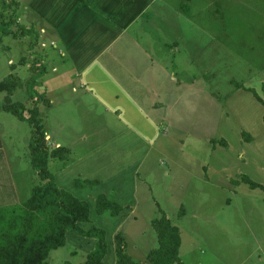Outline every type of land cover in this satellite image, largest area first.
I'll use <instances>...</instances> for the list:
<instances>
[{"label": "rangeland", "instance_id": "374dc122", "mask_svg": "<svg viewBox=\"0 0 264 264\" xmlns=\"http://www.w3.org/2000/svg\"><path fill=\"white\" fill-rule=\"evenodd\" d=\"M26 4L27 0H0V23L10 25L14 32L3 36L0 31V83L10 75L20 77L24 83L29 81L27 87H18L12 96L14 103L27 107L25 116L29 117L40 97L37 94L43 96V89L32 82L54 78L74 67V61L69 49L52 37L53 30L41 33L40 14L39 18L27 11ZM154 7L155 21L147 23L144 18L125 33L121 29L112 50L119 52L121 60L125 50L137 56L142 49L139 46L151 54L155 98L162 105L154 112L151 99L146 101L147 90L135 98L149 122L162 111L166 118V122H153L155 129H160L157 137L155 131L147 130L153 147L134 179H130L137 186V198L142 200L134 214L133 203L131 209L124 208V215L116 217L99 214L96 205L87 201L90 221L81 227L88 230L95 226L106 231L107 264L116 261L119 232L126 252L136 262L144 263L158 247L152 220L162 210L180 229L183 264H264V189H252L242 181L247 176L264 186V106L254 96L255 93L264 100V0H156ZM163 43L173 47L163 46L156 53L155 46ZM135 44L139 46L134 48ZM206 50L210 54L202 56ZM146 55L145 51L140 54ZM99 63L124 73L123 62L110 55L101 56ZM237 84L243 89L237 91ZM69 87L66 82L63 87L48 84L47 103L40 101L39 108L46 132L51 131L55 141L72 148V161L87 151H95L96 144L112 138L115 132L124 133L126 128L120 120L121 111L116 114L107 102L85 93L84 100H73L66 91ZM5 97L6 93L0 92V183L6 186L5 195L12 199H4L1 204L19 206L42 181L30 159L31 124L3 110ZM79 103L86 108L78 110ZM243 133L254 138L247 142ZM214 139H224L227 146L214 145ZM61 162H50L55 176ZM207 164L209 178L205 183L196 180L182 188L178 175L185 165L204 174L203 166ZM218 164L231 177L217 172ZM91 167L95 169L89 158L76 170ZM166 173L170 176L166 177ZM232 177L240 184L231 183ZM114 179L119 187L128 183L123 175ZM72 187L73 184L62 188L85 200L87 187L76 185L71 191ZM95 243L96 239L68 232L66 244L50 252L48 264H84Z\"/></svg>", "mask_w": 264, "mask_h": 264}, {"label": "crops", "instance_id": "0c3cea01", "mask_svg": "<svg viewBox=\"0 0 264 264\" xmlns=\"http://www.w3.org/2000/svg\"><path fill=\"white\" fill-rule=\"evenodd\" d=\"M28 1L25 7L27 11H33L38 17L40 14V20L43 22L41 33L53 30L51 32L52 37L57 38L58 42H62L65 49H69L74 61V63L72 62L74 67L65 70L61 74H56L54 78L46 80L47 82L41 79L42 83L39 88L40 90L43 89V96L46 97L45 94L49 92L46 91L48 84L53 87H63L66 82L71 86L66 91L70 93L73 100H84L83 94L85 93L97 97L103 103L107 102L113 107L116 114L121 111L120 120L124 122L126 128L124 133L121 131L115 132L112 138L108 137L96 144L97 147L95 148L98 149L95 151H87L83 157L77 160L71 161V157H69L66 162L58 163L61 165L58 166L57 175H54L56 183L61 189H64L62 188L63 185H70L71 187V184H73V187L70 188L73 191L78 180L99 181L97 185L87 186L86 202L92 201L96 205L97 196L104 194L123 208L118 216L124 215V208L131 209L130 205L133 203L134 209H131V213L134 214L135 208L139 206L142 199L137 198V186H133L130 179H134L148 152L153 147V141L151 137L147 136V130L155 131V137H157L156 132L160 129L158 126L155 129L153 122L156 123L160 119L166 122V118L162 117L164 113L162 111L158 116H153V120L149 122V116L139 111V104L141 103L135 98L147 90L146 101L151 99L149 103L152 110L157 112V107L162 105L161 101L155 98L156 79L153 72L154 61L150 58L151 54L147 50H142L143 47L135 44L134 48L137 46L142 48L137 51L138 55H132L131 50H125L122 52L121 60L119 52L112 50L121 35L119 34L121 29H124L125 33L131 25L134 23L140 24V21L144 18L147 23L155 21L153 17H155L154 6L156 0H31L29 3ZM177 13L180 14L179 11ZM25 16L29 19L26 14ZM163 46L173 47L172 44L163 43L155 46L156 53L158 49H163ZM144 51L147 55L145 57L140 56ZM104 54L106 56L110 55L117 62H123L124 73L115 72L111 68L100 64L99 59ZM207 54H210L208 50L202 56ZM9 63H13V61L10 60ZM95 65H99V67L94 69L93 66ZM147 68L148 76L146 75ZM53 71L58 73L57 68H53ZM74 78L76 80L75 84ZM242 89H237V91ZM51 101L54 102V100ZM67 101L69 102V99ZM69 103L71 104V102ZM77 108L83 110L86 107L84 104L79 103ZM79 112L81 113V111ZM46 134L52 146L66 147L70 149L71 153L73 152L72 148L64 145V142L55 141L51 131H47ZM97 152L99 154L96 157H91ZM89 158L93 161L95 169L91 167L86 170H76L77 168L80 169L85 164V160ZM203 168L205 170L204 174L200 171H193L185 165L183 172L180 174L181 176L178 175V182L182 184V188L188 183L193 184L196 180L205 183V178H209L207 173L208 164L204 165ZM216 171L231 177L228 170H224L219 164ZM120 175L126 176L128 180V183L121 187L114 179V177ZM165 176L169 177L170 173H166ZM233 181L237 182L238 180L233 178L231 183ZM231 183L229 182L231 188H233ZM195 184L197 185V182ZM118 187L120 189H117ZM5 188L6 186L0 183V207L11 204V202L1 204L4 199L8 201L12 199V197L5 195ZM146 194L150 196L151 193L147 192ZM123 197L126 198L124 201H122ZM14 199L16 200L15 197ZM155 204H159L156 199ZM104 213L112 216L110 211ZM81 225L83 226L82 223ZM114 264H116V261ZM139 264H147V262L144 261V263Z\"/></svg>", "mask_w": 264, "mask_h": 264}, {"label": "trees", "instance_id": "16d2710c", "mask_svg": "<svg viewBox=\"0 0 264 264\" xmlns=\"http://www.w3.org/2000/svg\"><path fill=\"white\" fill-rule=\"evenodd\" d=\"M0 31L3 36L14 33L10 25L2 22ZM25 82L20 77L10 75L0 83V92L6 93L3 110L31 124L33 135L29 145L30 159L42 182L33 188L31 197L25 203L19 206L0 207V264H48L50 252L66 244L68 232H74L84 238L96 239L95 248L87 256L84 264H106L105 257L108 252L106 231L95 226L84 230L80 226L81 223L90 221L89 203L59 188L54 174L50 171L51 160L66 162L71 151L66 147L50 146L47 142L46 129L39 108L40 101L47 103L45 96L41 97L39 93L37 94L40 97L36 99L37 105L29 117L25 116L27 112L25 105L12 101V96L18 87L24 85L27 87L30 84L28 80ZM41 83V80L32 82L34 87H40ZM236 88L240 89L243 86L237 84ZM254 96L264 106V100L255 93ZM243 135L247 142L253 139L248 133ZM212 143L227 146L225 140L217 142L214 139ZM242 181L252 189H264L262 184L254 182L247 176H244ZM97 184L99 181H77V185L82 188ZM96 209L99 214L110 211L112 216H118L123 211L117 202L110 200L104 194L97 196ZM180 215H184L183 209L180 210ZM152 227L157 233L158 247L148 254L146 262L183 264L180 258L179 227L173 224L163 211L158 218L152 220ZM116 264H139L126 252L121 233L116 234Z\"/></svg>", "mask_w": 264, "mask_h": 264}]
</instances>
